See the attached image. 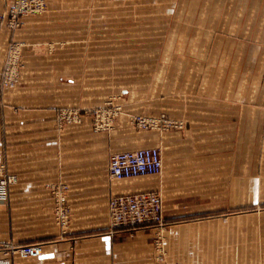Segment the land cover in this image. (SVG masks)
Returning a JSON list of instances; mask_svg holds the SVG:
<instances>
[{
	"label": "crops",
	"instance_id": "crops-1",
	"mask_svg": "<svg viewBox=\"0 0 264 264\" xmlns=\"http://www.w3.org/2000/svg\"><path fill=\"white\" fill-rule=\"evenodd\" d=\"M185 10L201 18L175 48L169 75L203 82L171 99L185 131L135 134L130 143L159 145V173L110 180V144L89 121L58 128L49 106L18 92L0 98V165L17 176L8 206L0 202V243L42 244L36 257L0 252V264H264V211H236L264 203V0H200ZM127 121L124 113L116 135L126 136ZM60 181L69 186L65 231L50 193ZM150 190L161 192L169 221L159 245L147 226L109 229L110 195Z\"/></svg>",
	"mask_w": 264,
	"mask_h": 264
},
{
	"label": "rangeland",
	"instance_id": "rangeland-1",
	"mask_svg": "<svg viewBox=\"0 0 264 264\" xmlns=\"http://www.w3.org/2000/svg\"><path fill=\"white\" fill-rule=\"evenodd\" d=\"M199 1L58 0L53 8L44 0L6 2L0 7L1 102L18 92L22 100L49 106L55 112L58 128L89 121L92 132L109 142L108 159L115 152L142 147H156L161 154L159 145L134 147L130 143L135 134L185 131V119L171 115L170 102L183 101L185 90L190 91L195 81L200 90L202 78L169 73L179 64L174 60L175 48H183L179 42H183L187 31L190 35L201 18V13L185 9ZM124 89L129 93L124 94ZM103 110L105 113H101ZM124 113L128 116L125 137L114 133ZM225 162L233 166L235 158L226 157ZM108 178L112 179L109 174ZM1 181L4 183H0V189L6 192L0 202L7 207V190L17 176L5 164L0 165ZM68 191V184L61 181L50 186L54 221L62 231L70 223ZM150 191L161 198L165 230L169 221L164 215L162 194ZM114 195L119 194L107 200L110 230L119 228L113 226L108 212ZM225 199L227 213V195ZM62 210L65 219L59 214ZM240 210L261 212L264 203L236 208ZM142 226L157 230L151 224ZM33 244H40L42 252L40 242L12 241L0 243V252L20 258L36 257L20 253L21 247Z\"/></svg>",
	"mask_w": 264,
	"mask_h": 264
},
{
	"label": "built area",
	"instance_id": "built-area-1",
	"mask_svg": "<svg viewBox=\"0 0 264 264\" xmlns=\"http://www.w3.org/2000/svg\"><path fill=\"white\" fill-rule=\"evenodd\" d=\"M104 111V110H103ZM101 113H105V111ZM162 158L156 147H142L115 152L107 163L108 174L112 179H123L160 172ZM4 183V182H0ZM108 212L114 227H135L153 225L157 230V244L161 243L160 234L165 225L162 215L161 198L156 192H139L114 195L109 200ZM62 219L65 211L62 210ZM25 256H37L41 253V245H26L20 248Z\"/></svg>",
	"mask_w": 264,
	"mask_h": 264
}]
</instances>
